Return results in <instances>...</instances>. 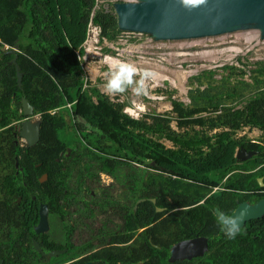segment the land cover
Masks as SVG:
<instances>
[{
  "label": "trees",
  "instance_id": "trees-1",
  "mask_svg": "<svg viewBox=\"0 0 264 264\" xmlns=\"http://www.w3.org/2000/svg\"><path fill=\"white\" fill-rule=\"evenodd\" d=\"M89 21L100 29V41L115 42L121 34L116 15L98 6V0H0V240L5 234L10 240L34 234L40 201L59 217L60 231H88L79 244L65 246L72 257L90 252L71 264H264V215L245 222L231 240L216 221V210L231 214L237 199L254 202L264 196V66L252 71L253 83L234 66H225L227 74L219 80L213 79V71L202 72L190 77L197 83L188 92L190 104L171 100L173 117L146 114L133 119L122 112V103L85 86L89 81L80 75L76 52L83 54ZM15 47V54H9ZM104 53L113 52L106 48ZM14 57L19 84L15 64H9ZM92 95L99 98L93 101ZM22 97L33 115H39V140L24 149L14 143L18 132L12 126L27 117ZM244 127L259 130L263 145L249 148L246 138H237ZM240 146L255 154L238 161L234 153ZM14 157L24 168L17 177L32 180L14 181ZM40 173L47 174L45 182H37ZM100 173L131 194L128 204L114 209L111 196L98 203L89 185L84 191L92 206L83 203L81 184ZM72 174L79 182L76 188L70 183ZM227 174L223 190H214ZM258 177H263V187ZM58 198L75 206L79 218L73 227L63 219ZM108 206L123 219L122 231L108 227ZM180 206L193 207L180 213ZM96 210L103 216L97 227L90 221ZM191 235L205 237L208 251L169 262L170 248ZM106 239L119 245L95 250ZM45 242L46 249L63 248ZM16 254L18 264L60 263L57 258L35 255L30 261Z\"/></svg>",
  "mask_w": 264,
  "mask_h": 264
},
{
  "label": "rangeland",
  "instance_id": "rangeland-1",
  "mask_svg": "<svg viewBox=\"0 0 264 264\" xmlns=\"http://www.w3.org/2000/svg\"><path fill=\"white\" fill-rule=\"evenodd\" d=\"M126 1L119 0V2ZM114 3H112V9ZM99 5L103 8H109L105 0H98ZM96 7L97 4L95 5ZM95 31H97L95 27L92 25L88 26L87 39L82 45L83 54L80 55L82 72L84 77L90 82L88 84L85 83V86H95L101 95L107 97L110 101L122 103L124 106L122 112L133 119H142L146 114H165L173 117L171 100L180 101L186 105L190 104L188 92L189 90L193 91L197 87V83L191 80L190 77L199 76L202 72L213 71V79L219 80L221 76L227 74L223 70L225 66H234L245 72L243 76L245 81L253 83L254 74L252 71L261 65L264 66V40H260L258 33L255 31H239L215 37L159 41L155 43H149L148 37L143 34L122 32L115 42L103 40L94 44L97 41L92 36ZM106 48L111 49L113 53H110L109 56L113 60L116 59L118 63H133L141 70L150 69L155 73L154 78L146 82L148 95L137 96L132 92L131 88L125 93L116 94H110L105 90L104 85L110 78L106 74L115 71L118 66H108L102 61V56L105 55L104 49ZM136 78L138 79L139 77L137 76ZM204 87L205 84L200 89ZM91 98L96 101L99 97L92 95ZM174 125L172 123V126ZM243 134H246L247 138L250 139L259 136L258 131L255 129L252 131L244 129L238 133V135ZM162 143L166 147H171V143L166 140H162ZM70 180L73 187L76 188L79 185L74 174H72ZM85 185H89L92 188V192L97 195L96 201L98 203L102 201L103 193L111 192L115 200L119 201V197H122L124 192L119 182H114L113 179L105 174H100L98 179L84 180L79 189L78 195L80 197L85 192ZM97 212V210L94 212L96 214L95 218L90 220L95 227L98 226L99 221L103 220V216L97 215ZM72 213H75L72 219V222H74L78 220L79 215L76 209ZM66 223L72 226L67 220ZM55 224L56 229L52 227L51 233H48L49 237L54 236L56 230H60L59 225L56 222ZM87 235L88 231L86 229L75 228L71 241L73 244H78ZM71 253L72 251L69 252V254ZM67 257L69 256L64 254L57 258V261H65Z\"/></svg>",
  "mask_w": 264,
  "mask_h": 264
},
{
  "label": "water",
  "instance_id": "water-1",
  "mask_svg": "<svg viewBox=\"0 0 264 264\" xmlns=\"http://www.w3.org/2000/svg\"><path fill=\"white\" fill-rule=\"evenodd\" d=\"M113 10L118 30L143 34L149 41L199 39L239 31H255L259 39L264 40V0H127L114 3ZM15 52L16 47L8 51L9 54ZM15 57L9 64H15ZM15 68L19 84L21 74L16 64ZM21 108L24 116L33 115L32 106L23 97ZM19 135L27 141L29 147H32L39 140V127L32 125L29 120H24ZM69 152L68 149L67 153ZM253 154L252 151H246L241 147L235 151L234 156L239 161H245ZM258 184L262 185L261 178L258 179ZM38 214L35 233L48 230L46 205L39 206ZM241 214H243L241 227L249 220L261 218L264 215V199L255 204L241 203L231 215ZM197 242L198 247L192 246L190 241L173 245L170 248L169 262L203 255L207 250L206 240L198 238L193 244ZM181 244L188 245L185 251L190 252L179 253ZM34 247L39 250L36 243ZM61 252H49L48 255L57 256Z\"/></svg>",
  "mask_w": 264,
  "mask_h": 264
},
{
  "label": "flooded vegetation",
  "instance_id": "flooded-vegetation-1",
  "mask_svg": "<svg viewBox=\"0 0 264 264\" xmlns=\"http://www.w3.org/2000/svg\"><path fill=\"white\" fill-rule=\"evenodd\" d=\"M38 119H39V115H32L30 117H25L22 120L15 121V122L12 123L13 129L16 132H18V136L17 137H16V135H14V137H15L14 143L17 144L21 149H24L26 147H29L28 144H27V142H25V140L19 135V131H20L22 122L24 120H29L32 123V125H37ZM244 129H247L248 131H250V130L252 131L254 129L257 130L256 128H250L249 129L248 127H244L241 130H238L236 132V137L237 138L238 137H244V138H246L248 140V142H249V148H250V145L253 146L254 144L263 145V142L260 141V138L262 136V133L259 130H257L259 136L256 137V138L250 139V138H247V135L246 134L238 135V133L240 131H243ZM241 147L242 146H240L239 148H241ZM247 151H252L255 154V152L253 150H247ZM66 155H68V153ZM13 167H14V169H16V172H15V175H16L15 177L16 178H14V181H19L20 180V181H24L25 182V181L32 180V179H30L31 177H29V179L28 178L25 179V176H23V175L21 177H17V172L18 171H20V172L24 171V168L19 167V163H18L17 157H14ZM34 167L35 168H39L40 165L39 164H34ZM100 174H103V173H100ZM100 174H99V176H100ZM226 177H224V180L222 182L221 181L218 182V186H215L214 190H218V189L223 190V189H221L220 185H222L223 183H225V181L228 179V178L226 179ZM47 178L48 177H47V174L46 173H40L39 176L36 178V180H37V182H40L41 183V182H45L47 180ZM260 178H261V184L262 185L261 186L259 185V186L260 187H263V182H262L263 181V177H258V178H256V180L258 182V179H260ZM212 179L213 180H216L217 177H213ZM24 182H23V184H24ZM50 193L51 192L48 193V196H49ZM90 193L92 195L94 194V192H90ZM263 193H264V191H262L261 194H263ZM85 194H86V192H84V194L82 195V198H83L82 201H83V203H85V204L88 203L90 206H92L91 205V200L88 199L87 196L85 197ZM54 195H55L54 197H58V194H54ZM106 195H109V196L112 197L111 199L113 200V202L115 204L114 209H115L116 206H119L120 207L121 205L128 204V200L126 199V197L127 196H131L130 193L123 192L122 193V197H119L120 200L117 201L113 197L112 193L109 192L107 194L106 193H103L101 198H105ZM32 199H34V197H32ZM262 199H264V196L261 197V198H259L258 200L254 201V202H248V201H240V202H238L237 201L238 199H237L236 200V202H237L236 207L239 204H241V203L255 204L256 202H258V201H260ZM21 200H22L21 196H18L17 197V200H16V203H20ZM57 202H58L59 205L62 206L63 210L65 211V214H63V219H66L73 226L72 219L75 216V213L73 214L72 212H75V208H73L74 206H72L70 203H64V201L62 200V198H58ZM139 202H140V200H138V203ZM42 204L46 205V207H47V204L42 203L40 201H37V216H38V218H37L36 224L32 226V230H33L34 234L27 233L25 240L22 239V238L19 239V240H10L7 237L6 234L5 235H2V238L0 240V264H3L4 262H6L7 264H18V258H17V254H16L17 252H18V256H20L19 258H23L25 260H30V261L33 259V257L35 255H36V257H40L41 256V257H47V258L53 259V258H59L60 256H62L64 254L65 255L67 254L69 256V257H67V260L62 261L59 264H71V262H74V261H77V260H81L83 257L87 256L90 253V252L84 253L81 256H75V257H72L71 254H69V251H68L67 247H65V246H67L70 243H72L71 240H72L73 237H71L72 234H70V232L67 233L66 231L63 232V231H60L59 230V231H56V233L54 234V236H50V237L48 236V233H51V231H52V227H54V228L56 227L55 222L57 223L59 221V217L58 216H55L54 217L53 215L49 214L48 213V209H47L48 230H46L44 232H41V233H35L34 228L36 227V225L38 223V220H39L38 209H39V206L42 205ZM64 205H65V207H64ZM192 207L193 206H189V207H186V208L191 209ZM236 207H235V209H236ZM186 208L180 206L176 210H179V212L181 213V211H184ZM112 209L113 208L111 206H108L107 207L108 213H112L111 216L109 217V223H108L109 226L108 227L110 229H113L115 232H120V231L123 230V228H122L123 227V219L118 215V212H113ZM132 210L133 211L136 210V205L133 206V209ZM234 210H233V212H234ZM53 232H54V230H53ZM59 237H62L63 239L58 240V243H57L56 240ZM198 238H204L206 240V249L207 250L205 252H207L208 251L207 239L205 237H203V236H200L199 237L198 235H191L188 238H184L182 241H179L178 243L184 242V241H190L192 246H195V247L197 246L198 247L199 246V243L198 242L195 243V244H193V241L196 240V239H198ZM45 240L48 241L47 244H50V243L55 244V242H56L58 244V246H63V248L46 249V247H45V244H46ZM106 240H107V242L104 245L101 244L95 250H99V249H102V248L103 249L104 248H109L111 246H118L119 245V244H116V242L115 243L110 242L109 239H106ZM34 243H36L38 245L39 250H37L34 247ZM129 243L130 242H127V245H129ZM178 243H176V244H178ZM75 245H77V244H75ZM123 245H126V244H123ZM16 246H18V249H16ZM187 247H188V245L181 244V246L179 247V251H180L179 253L190 252V250L185 251L187 249ZM55 251H62V252L59 253L57 256H50V255H48L49 252H55ZM9 253H10V255H8ZM11 253H13V254H11ZM117 254H115V255H117ZM1 257H4V258L2 259ZM86 263L91 264V262H86ZM138 263H142V262H138ZM53 264H55V263H53ZM134 264H137V263H134Z\"/></svg>",
  "mask_w": 264,
  "mask_h": 264
},
{
  "label": "clouds",
  "instance_id": "clouds-1",
  "mask_svg": "<svg viewBox=\"0 0 264 264\" xmlns=\"http://www.w3.org/2000/svg\"><path fill=\"white\" fill-rule=\"evenodd\" d=\"M105 2H107L109 5V8H104L105 11H108L111 9L112 13L115 14L114 10L111 8V6H112L113 2L117 3V2H119V0H105ZM90 22L91 21H89L88 26L92 25V24H90ZM92 26L95 27V29L97 30L92 35L95 38V40H97L94 44H96L97 42L100 43V38H99L100 29L94 25H92ZM122 32H125V31H121V33ZM130 33H134V32H130ZM86 39H87V35H86ZM86 39H85V42H86ZM103 40H105V39H102V41ZM148 42L149 43H155V41H149V39H148ZM90 47H91V44H90ZM76 54H77L78 59H80V54L78 52H76ZM104 54L105 55L102 56V61H103L104 57L105 58L110 57L109 56L110 53L109 54L104 53ZM106 56H108V57H106ZM105 66H107V65L105 64ZM110 70H112V69H110ZM80 75H82L84 77V73L82 72V65H81ZM106 75H108L110 77L107 80V83L104 85V88L108 93H110V94L125 93L129 88H131L132 92L135 95L140 96V95H148V88H147L146 82L153 79L155 76V73L150 69L141 70V69L137 68L133 63L119 62L118 66L116 67V70L112 71L110 73H107ZM137 76L139 77L138 79L136 78ZM25 142H27V141L25 140ZM228 177H229V174H227L226 179ZM223 180H224V178L221 180V182ZM216 221H217L218 226L222 229V231H223V233L227 239H229V240L235 239V237L239 234L240 228H242L241 225L243 223V214H241L239 216L230 215V214H227L224 211H221L218 209V210H216Z\"/></svg>",
  "mask_w": 264,
  "mask_h": 264
},
{
  "label": "bare ground",
  "instance_id": "bare-ground-1",
  "mask_svg": "<svg viewBox=\"0 0 264 264\" xmlns=\"http://www.w3.org/2000/svg\"><path fill=\"white\" fill-rule=\"evenodd\" d=\"M17 50V49H16ZM106 57H108V56H106ZM105 59V60H104ZM104 59H103V61L108 65V66H112V65H115V66H117L118 65V62L116 61V60H113V59H111V57H109V58H105L104 57ZM157 77V76H156Z\"/></svg>",
  "mask_w": 264,
  "mask_h": 264
},
{
  "label": "built area",
  "instance_id": "built-area-1",
  "mask_svg": "<svg viewBox=\"0 0 264 264\" xmlns=\"http://www.w3.org/2000/svg\"><path fill=\"white\" fill-rule=\"evenodd\" d=\"M90 24H91V22H90Z\"/></svg>",
  "mask_w": 264,
  "mask_h": 264
}]
</instances>
